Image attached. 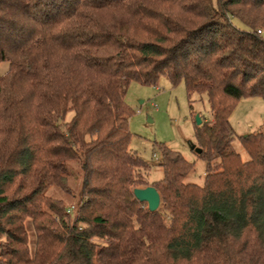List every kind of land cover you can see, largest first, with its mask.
Returning <instances> with one entry per match:
<instances>
[{"label": "trees", "instance_id": "1", "mask_svg": "<svg viewBox=\"0 0 264 264\" xmlns=\"http://www.w3.org/2000/svg\"><path fill=\"white\" fill-rule=\"evenodd\" d=\"M5 63L0 264H264V134L240 138L244 162L230 124L241 100L264 99V0H0ZM161 76L208 99L189 143L202 185L162 144L164 179L149 183L130 150L128 87ZM71 181L75 207L49 194L75 198ZM150 186L155 213L133 195Z\"/></svg>", "mask_w": 264, "mask_h": 264}, {"label": "rangeland", "instance_id": "2", "mask_svg": "<svg viewBox=\"0 0 264 264\" xmlns=\"http://www.w3.org/2000/svg\"><path fill=\"white\" fill-rule=\"evenodd\" d=\"M7 69L8 64H2L0 73L3 74ZM125 100L134 112L129 120L132 135L130 150L150 164L149 183L164 179L163 170L159 166L161 157L158 151V146L162 144L194 164V171L187 181L202 185L205 180L206 162L198 153L191 150L189 143L195 142L197 116H200L201 120L211 119L207 97L194 95L191 102L183 82L174 84L166 76H161L156 85H143L138 82L130 84ZM230 124L236 134V140L231 148L247 162L250 157L242 147L240 138L257 132L264 134V99L255 97L241 100L230 117ZM72 181V189L77 194L75 198L65 195L58 189H51L49 194L64 200L69 207H75L82 184ZM145 205L148 209V205ZM72 211H75V208ZM164 216L168 222L169 216ZM27 228L33 253L36 243L35 232L31 223Z\"/></svg>", "mask_w": 264, "mask_h": 264}, {"label": "water", "instance_id": "3", "mask_svg": "<svg viewBox=\"0 0 264 264\" xmlns=\"http://www.w3.org/2000/svg\"><path fill=\"white\" fill-rule=\"evenodd\" d=\"M197 125L202 124L200 116H197ZM191 150L195 151L198 154L202 153V150L197 148L195 145L191 146ZM134 198L140 202L148 205V210L152 213H155L159 210L161 205V197L158 191L154 187H147L145 189H135L133 191Z\"/></svg>", "mask_w": 264, "mask_h": 264}, {"label": "built area", "instance_id": "4", "mask_svg": "<svg viewBox=\"0 0 264 264\" xmlns=\"http://www.w3.org/2000/svg\"><path fill=\"white\" fill-rule=\"evenodd\" d=\"M155 107H157V106L155 105Z\"/></svg>", "mask_w": 264, "mask_h": 264}]
</instances>
